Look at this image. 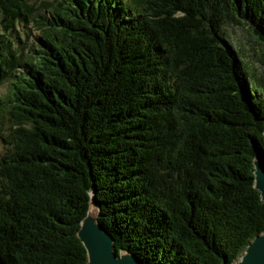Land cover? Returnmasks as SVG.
Masks as SVG:
<instances>
[{
    "label": "trees",
    "instance_id": "obj_1",
    "mask_svg": "<svg viewBox=\"0 0 264 264\" xmlns=\"http://www.w3.org/2000/svg\"><path fill=\"white\" fill-rule=\"evenodd\" d=\"M231 24L264 45V0H0V264H89L91 192L146 264L244 254L264 76Z\"/></svg>",
    "mask_w": 264,
    "mask_h": 264
},
{
    "label": "water",
    "instance_id": "obj_2",
    "mask_svg": "<svg viewBox=\"0 0 264 264\" xmlns=\"http://www.w3.org/2000/svg\"><path fill=\"white\" fill-rule=\"evenodd\" d=\"M255 187L262 192L264 199V155L255 158ZM91 192L87 216L81 221L80 237L88 249L89 264H146L142 258L128 247L118 249L115 235L106 228L101 218V202ZM224 264H264V231L254 237L247 245L244 254L232 263L226 258Z\"/></svg>",
    "mask_w": 264,
    "mask_h": 264
},
{
    "label": "rangeland",
    "instance_id": "obj_3",
    "mask_svg": "<svg viewBox=\"0 0 264 264\" xmlns=\"http://www.w3.org/2000/svg\"><path fill=\"white\" fill-rule=\"evenodd\" d=\"M229 30L237 38L242 48L245 49L246 56L252 63L251 65L258 67V71L264 76V62H262L259 55L261 53L263 58V43L256 38V35L247 26L231 24L229 25ZM3 149L4 143L0 136V151Z\"/></svg>",
    "mask_w": 264,
    "mask_h": 264
},
{
    "label": "bare ground",
    "instance_id": "obj_4",
    "mask_svg": "<svg viewBox=\"0 0 264 264\" xmlns=\"http://www.w3.org/2000/svg\"><path fill=\"white\" fill-rule=\"evenodd\" d=\"M253 239H254V238H253ZM253 239H252V240H253ZM87 250H88V249H87ZM87 253H88V252H87ZM88 262H89V256H88ZM229 262H230V261H229ZM232 262H233V261H232ZM232 262H230V263H232Z\"/></svg>",
    "mask_w": 264,
    "mask_h": 264
}]
</instances>
